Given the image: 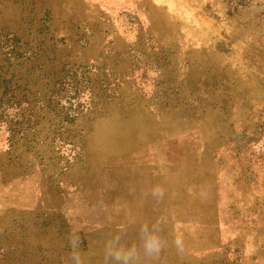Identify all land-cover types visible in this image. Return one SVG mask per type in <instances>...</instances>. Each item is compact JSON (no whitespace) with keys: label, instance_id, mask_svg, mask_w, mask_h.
I'll list each match as a JSON object with an SVG mask.
<instances>
[{"label":"rangeland","instance_id":"rangeland-1","mask_svg":"<svg viewBox=\"0 0 264 264\" xmlns=\"http://www.w3.org/2000/svg\"><path fill=\"white\" fill-rule=\"evenodd\" d=\"M183 4L206 33L152 0H0V264H264V0ZM142 136L204 139L211 191L178 209L199 235L69 222ZM185 236L213 249L184 255Z\"/></svg>","mask_w":264,"mask_h":264},{"label":"crops","instance_id":"crops-1","mask_svg":"<svg viewBox=\"0 0 264 264\" xmlns=\"http://www.w3.org/2000/svg\"><path fill=\"white\" fill-rule=\"evenodd\" d=\"M152 4L156 9L174 15L176 20L184 22L194 32L206 33L205 18L190 13L183 0H152ZM191 38L196 40L195 36ZM194 139V145L204 146V139L200 141L196 137H176L149 144V140L142 136V147L133 149L127 158L101 160L95 175L84 183V190L76 192L80 194L77 200H82L84 209L69 222L79 225L80 229L87 224L100 226L110 223L187 225L191 231H176L174 235H199L195 229L198 228L197 222L180 219L178 210L193 207L191 202L196 197L203 198L205 191L200 189L201 185L206 187L207 193L211 191V165L204 159H208L209 148L205 151L204 146L202 153L196 152L193 143L189 142ZM196 184L199 186L197 196ZM108 200L114 202L112 206L116 209H121L111 213L112 217L120 216L122 219L106 217L105 203ZM62 209L67 215L66 204ZM215 235L217 247L218 231ZM178 240L179 247L187 256L203 257L213 249L208 237L205 241L190 236L179 237Z\"/></svg>","mask_w":264,"mask_h":264},{"label":"trees","instance_id":"trees-1","mask_svg":"<svg viewBox=\"0 0 264 264\" xmlns=\"http://www.w3.org/2000/svg\"><path fill=\"white\" fill-rule=\"evenodd\" d=\"M17 49L20 50V49H21V46H20V48H17ZM25 52H26V49H24V52H20V51L18 52V51H17V53H16V57H22V56L25 54ZM1 84H2L5 88L10 87V84H9V81H8V80H3L2 82H0V86H1ZM4 96H5V92L0 93V100L3 99Z\"/></svg>","mask_w":264,"mask_h":264}]
</instances>
